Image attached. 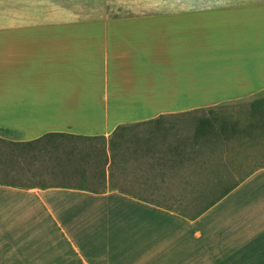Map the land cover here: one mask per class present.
Listing matches in <instances>:
<instances>
[{
    "label": "crops",
    "instance_id": "obj_1",
    "mask_svg": "<svg viewBox=\"0 0 264 264\" xmlns=\"http://www.w3.org/2000/svg\"><path fill=\"white\" fill-rule=\"evenodd\" d=\"M133 25L145 29H121ZM149 49L170 63L139 64ZM263 93L264 0H0L5 141L107 139L118 125ZM127 144L129 153L135 146ZM128 161L111 178L106 170L98 189L0 183V264H264V218L242 221L220 257H183L186 234L199 236L201 218L237 186L185 216L110 186L117 177L137 184L126 178L138 162Z\"/></svg>",
    "mask_w": 264,
    "mask_h": 264
},
{
    "label": "rangeland",
    "instance_id": "obj_2",
    "mask_svg": "<svg viewBox=\"0 0 264 264\" xmlns=\"http://www.w3.org/2000/svg\"><path fill=\"white\" fill-rule=\"evenodd\" d=\"M84 28L94 29L92 27ZM121 29L142 30L145 28L133 25L131 28ZM152 29L156 28L153 27ZM149 50L139 51L140 56L136 60H142L139 64L145 63L150 67L152 65L170 63L169 60H163L161 50L156 49L157 52ZM263 98L264 93L249 101L233 102L199 110L190 108L182 112L198 111L178 118H167L163 126L169 128V135H167L166 139L161 138L164 140L158 148L166 149L168 146L181 143L177 138L181 139L186 135L191 136L194 131L192 122L197 118H216V128L226 126L228 134L234 131L238 132V134L230 138L229 141L217 143L216 146L218 148L215 153L210 151L214 146V141H207L208 143L203 146L198 145L203 148L204 152L197 155H188L189 160L194 159L193 162H184L182 165L179 163L168 165L163 170V175H160V172L158 174L154 170L151 171L150 166L144 162L138 163L137 170L135 169L136 173L130 171L126 178L130 177L129 179L136 181V185L126 184L123 186L121 180L125 179V177H117L120 181H110V186H119L124 190H137L138 194H145L148 200L176 211L184 212L185 216H193L202 207L221 195L224 189L239 182L237 191L240 192L238 194L234 193L223 198L201 218V224L198 226L200 232L199 240H197L199 236H196L195 232L186 234L184 242L186 253L183 254L185 258L193 251H198L202 259L204 257L207 259L211 255L220 257L231 246V239L240 237L238 228L242 221L248 223V225L254 224L258 220L257 224L263 221L264 168H258L264 165V103L258 102ZM222 136L225 137L226 135L223 134ZM148 138L149 136L145 133V129L139 128L136 136L126 135L123 138V145L125 148H129L130 146L127 143H131L133 140L134 142H139L141 150H144ZM189 142V147H195V144L192 145V141ZM2 147L0 145V162H4V164L0 165V181L47 186L62 181L61 176L54 175L56 171L52 165L46 163V166H48L46 167L44 162H42L50 154L40 159L41 163L39 160L29 161L32 165L29 167V172H27L28 170L24 171V166L22 165H20V169L16 167L7 168L5 166L7 151ZM223 147H226V149ZM166 158L174 161L180 160L175 155H169ZM202 161L204 164L210 163L209 166H202L199 169V163ZM224 163L225 165H223ZM118 169L116 167L115 172ZM42 171L44 174L39 175ZM250 172L252 173L249 174ZM120 174H122V171H120ZM252 174L254 176H250ZM145 179L147 183L144 184ZM72 182L76 183V181ZM186 182L190 183V185H185ZM88 185L97 189L103 186L102 183L94 180L89 181ZM195 239L198 242H195L194 246L193 242ZM189 245L194 247L189 249ZM207 261L197 262V264H205ZM155 264L162 263L157 262ZM183 264L191 263L185 262Z\"/></svg>",
    "mask_w": 264,
    "mask_h": 264
},
{
    "label": "trees",
    "instance_id": "obj_3",
    "mask_svg": "<svg viewBox=\"0 0 264 264\" xmlns=\"http://www.w3.org/2000/svg\"><path fill=\"white\" fill-rule=\"evenodd\" d=\"M258 102L263 104L264 98ZM198 110L160 115L155 119L147 121L118 125L107 139L103 136H79L64 133H49L27 142H11L0 139V145H2V148L7 151V160L5 164L7 168H19L20 165H22L24 166V171L28 170L27 172H29V167L32 165L30 162L34 160L40 161V159L50 154L49 157L47 156L48 159L46 160V157L42 162H44V166H46V163L52 165L56 171V174L54 175L61 176L62 180L61 182L50 186H78L92 188L88 185L89 181L94 180L101 183L105 180L106 170H108L109 178H111V170L119 161L127 163L129 162L128 160L136 159L138 163L145 162L146 165L150 166L151 171L154 170L156 173L159 174L160 172V175H163L162 172L168 165H174L176 163L182 165L184 162H193L194 159L189 160L188 155H197L204 152L203 148L198 145L203 146L208 143L207 141H214V146L210 151L211 153H215L218 148L216 146L217 143H224L226 140L229 141L230 138L235 137L238 134L236 131L228 134L225 128L226 126L216 128V118H197L192 122L194 124V131L191 136L186 135L184 138H177V140L181 142L177 145L168 146L166 149L158 148L163 140L166 139L167 135H169V128L163 126L167 118H178L185 115H191ZM139 128H144L145 133L149 136L148 142L145 143L146 148L141 150L140 143L132 140L130 144L135 147L129 153L125 152L123 138L126 135L136 136ZM223 134L226 136L223 137ZM189 141H192L191 143L192 145L195 144V147H189ZM223 148L226 149V147ZM169 155L178 156L180 160L174 161L172 159H167L166 157ZM1 164H4V162H0V165ZM209 164H204L202 161L199 163V169L202 166H209ZM223 165H225V163ZM258 168H264V165L259 166ZM43 174V171L39 173V175ZM72 181H76V183ZM0 183L16 184L13 181H0ZM238 184L239 182L224 189L221 195L213 199L206 206L202 207L192 217H197L205 212L238 186ZM185 185H190V183L186 182ZM38 186L45 187L47 185Z\"/></svg>",
    "mask_w": 264,
    "mask_h": 264
}]
</instances>
